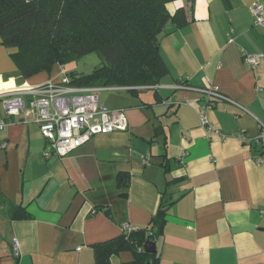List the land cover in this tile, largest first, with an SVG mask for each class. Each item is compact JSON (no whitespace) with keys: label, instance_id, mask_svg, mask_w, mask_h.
Wrapping results in <instances>:
<instances>
[{"label":"crops","instance_id":"obj_1","mask_svg":"<svg viewBox=\"0 0 264 264\" xmlns=\"http://www.w3.org/2000/svg\"><path fill=\"white\" fill-rule=\"evenodd\" d=\"M253 3L264 8V0L172 3L187 23L168 22L157 35L167 74L136 93L98 94L100 104L125 109L124 131L44 158L35 123L13 118L0 129V264H96L93 245L118 237L123 223L148 228L161 203L158 264H264V149L240 138L264 124V25L253 23ZM244 53L263 57L249 66ZM50 77L23 78L0 40V88ZM206 81L223 98L194 90ZM200 107L220 135L206 134ZM119 172L129 175L126 187L115 184ZM12 206L30 217L12 219ZM132 257L123 250L109 264Z\"/></svg>","mask_w":264,"mask_h":264},{"label":"trees","instance_id":"obj_2","mask_svg":"<svg viewBox=\"0 0 264 264\" xmlns=\"http://www.w3.org/2000/svg\"><path fill=\"white\" fill-rule=\"evenodd\" d=\"M178 1L0 0V40L23 78L96 52L102 58L101 64L88 74L70 73L71 84L127 87L136 93L155 86L168 72L157 35L168 22L176 27L187 23L183 6H175L173 12L167 7ZM128 178L127 173L119 172L115 184L126 187ZM166 207L159 205L148 228L93 245L95 263L109 264L112 254L127 250L132 260L122 264H158L157 253L146 254L143 244L147 239H156ZM29 217L25 207L12 206V219Z\"/></svg>","mask_w":264,"mask_h":264},{"label":"built area","instance_id":"obj_3","mask_svg":"<svg viewBox=\"0 0 264 264\" xmlns=\"http://www.w3.org/2000/svg\"><path fill=\"white\" fill-rule=\"evenodd\" d=\"M249 11L255 25H264V8L260 3L251 4ZM227 41H233L232 30L227 33ZM262 57V53H244L243 61L249 66H254ZM70 80L69 75L63 73L56 81L49 79L35 86L21 83L0 88V113L3 115L0 118V129L13 123V118L21 122L35 123L47 145L43 150L44 158L53 153L64 157L97 134L126 130L125 109H110L99 103L98 91L105 87L78 86L71 84ZM205 86L194 90L223 98L218 88L209 81H206ZM107 88L127 90V87ZM197 113L201 127L207 135H220L219 130L210 124L203 107H200ZM240 138L245 144L254 142L260 149H264V124H259L258 132L253 138H247L244 134H241ZM185 155V151L179 154L181 163ZM137 229L129 223L121 225V233ZM11 249L13 255L18 257L19 243L16 238L12 239Z\"/></svg>","mask_w":264,"mask_h":264},{"label":"rangeland","instance_id":"obj_4","mask_svg":"<svg viewBox=\"0 0 264 264\" xmlns=\"http://www.w3.org/2000/svg\"><path fill=\"white\" fill-rule=\"evenodd\" d=\"M168 9H173V4L170 3L167 5ZM102 62V58L100 55L96 52H91L84 54L82 56L76 57L72 60H67L63 64H54L50 71H44L47 75H51L49 79H52L54 81L59 80L63 73L69 75L70 73H76V74H88L90 73L94 67L100 65ZM42 73V72H41ZM39 74V73H38ZM107 88V87H105ZM100 89L98 91L100 97H103L106 94H111L112 90L108 89ZM147 93V92H145Z\"/></svg>","mask_w":264,"mask_h":264},{"label":"water","instance_id":"obj_5","mask_svg":"<svg viewBox=\"0 0 264 264\" xmlns=\"http://www.w3.org/2000/svg\"><path fill=\"white\" fill-rule=\"evenodd\" d=\"M143 251L146 254H154L156 252L155 240L147 239L143 244Z\"/></svg>","mask_w":264,"mask_h":264}]
</instances>
